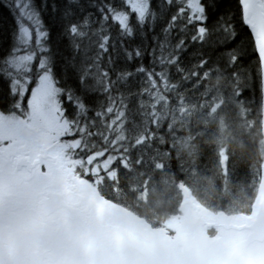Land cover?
I'll return each instance as SVG.
<instances>
[{
    "label": "snow or ice",
    "instance_id": "6c2138e0",
    "mask_svg": "<svg viewBox=\"0 0 264 264\" xmlns=\"http://www.w3.org/2000/svg\"><path fill=\"white\" fill-rule=\"evenodd\" d=\"M0 6L13 21L0 42V232L97 193L103 214L104 201L132 191L133 172L168 171L181 187L194 182L199 157L186 159L177 136L165 138L174 129L157 114L164 100L218 96L264 110V0ZM223 174L225 182L234 175L226 161ZM246 175L249 184L258 179Z\"/></svg>",
    "mask_w": 264,
    "mask_h": 264
},
{
    "label": "trees",
    "instance_id": "16d2710c",
    "mask_svg": "<svg viewBox=\"0 0 264 264\" xmlns=\"http://www.w3.org/2000/svg\"><path fill=\"white\" fill-rule=\"evenodd\" d=\"M36 2L40 4L43 0ZM48 3L51 4L52 0ZM48 19L45 13V21ZM12 23L9 10L0 6V42L7 36ZM194 51L190 48L182 59L187 61ZM159 99L162 97L158 96ZM145 103L149 104L148 101ZM157 114L161 120L167 117L165 129L169 126L174 129L171 134L165 131V138L170 140L171 136H177V147L186 159L199 157L198 176L194 182L189 181L187 186L181 187L168 171L153 176L149 170L144 178L133 172L128 182L132 191L126 196L121 194L115 204L156 228H163L167 219L181 213L184 194L214 213L248 215L261 183L259 170L264 162V110L250 112L217 96L208 101L192 100L171 106L164 100ZM225 161L229 172H234L227 182L223 174ZM249 171L258 175L252 184L248 183L246 175Z\"/></svg>",
    "mask_w": 264,
    "mask_h": 264
},
{
    "label": "flooded vegetation",
    "instance_id": "af4514ba",
    "mask_svg": "<svg viewBox=\"0 0 264 264\" xmlns=\"http://www.w3.org/2000/svg\"><path fill=\"white\" fill-rule=\"evenodd\" d=\"M102 199L98 193L70 198L66 209L24 219L14 233L0 232V264H128L126 256L142 264L132 247H125L124 231L136 240L141 235L107 208L99 213Z\"/></svg>",
    "mask_w": 264,
    "mask_h": 264
},
{
    "label": "bare ground",
    "instance_id": "6f19581e",
    "mask_svg": "<svg viewBox=\"0 0 264 264\" xmlns=\"http://www.w3.org/2000/svg\"><path fill=\"white\" fill-rule=\"evenodd\" d=\"M260 191L254 203V211L260 199ZM105 208L118 215L126 224L132 226L144 239L160 250L172 264H219L233 242L246 234V229H229L221 225L215 227L217 233L212 236L202 234H168L162 229L151 228L142 221H136L125 208L103 202ZM229 218H222L228 221ZM254 255L264 259V241L257 242L252 248ZM132 261V258L129 257ZM167 260H164L166 263ZM130 263V262H129Z\"/></svg>",
    "mask_w": 264,
    "mask_h": 264
},
{
    "label": "water",
    "instance_id": "95a60500",
    "mask_svg": "<svg viewBox=\"0 0 264 264\" xmlns=\"http://www.w3.org/2000/svg\"><path fill=\"white\" fill-rule=\"evenodd\" d=\"M112 205L118 206L120 208H124L116 204H112ZM132 214L133 216H135L134 213ZM139 220L144 222L151 228L160 229V228L152 227L149 223L145 222L143 219H139ZM231 226L233 227H230L228 225L227 227L226 226L225 227L234 228V229H246L247 232L240 239L232 243L227 254L220 261L219 264H264V259L258 255L257 256L254 255V253L252 252V248L255 243L264 241V191L256 206L254 218L250 222H247L245 224L242 225L232 224ZM122 233L123 230L121 231V234ZM124 239H125V247L128 249H131L132 247L133 249L132 251H134L141 257L142 264H172L169 263L168 261L169 259L165 257L160 250H158L155 246L150 244L142 236L140 238H137L136 240L127 231H124ZM164 260H167L166 263H164Z\"/></svg>",
    "mask_w": 264,
    "mask_h": 264
},
{
    "label": "rangeland",
    "instance_id": "374dc122",
    "mask_svg": "<svg viewBox=\"0 0 264 264\" xmlns=\"http://www.w3.org/2000/svg\"><path fill=\"white\" fill-rule=\"evenodd\" d=\"M162 106L163 104L161 105V107ZM262 169H264V162L262 165ZM259 191H260V194L262 195L264 191V176H261V183L259 186L258 193ZM253 207H254V204H253ZM253 207L251 209V212L248 215H245V214L224 215L223 213H214V212L207 210L200 204L194 202L190 195L184 194L183 199H182L181 213L178 215H174L171 218L167 219V221H165L164 227L160 229L164 230L168 234L179 233L182 235L202 234V235H207V236L209 235L215 236V234L217 233V230L215 229V227L218 225H221V227L224 226L223 228H225V226L227 227V225L230 227H233L231 226L232 224L242 225L247 222H250L254 218L255 211ZM134 218H136V221L140 219L136 217V215L134 216ZM222 218H229V220L222 221ZM229 229H232V228H229ZM211 231L212 233H210ZM125 260L126 262L129 261L130 264H133L128 256L125 257Z\"/></svg>",
    "mask_w": 264,
    "mask_h": 264
}]
</instances>
